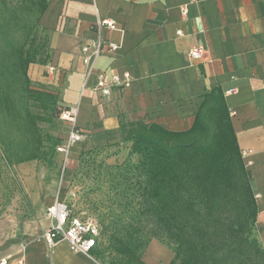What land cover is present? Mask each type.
Segmentation results:
<instances>
[{"label": "crops", "instance_id": "crops-1", "mask_svg": "<svg viewBox=\"0 0 264 264\" xmlns=\"http://www.w3.org/2000/svg\"><path fill=\"white\" fill-rule=\"evenodd\" d=\"M102 20L117 29L100 27ZM39 25L50 35V55L30 65V78L55 91L62 108L78 106L83 135L114 133L119 118L187 131L204 94L221 90L239 149L250 151L243 160L258 205L255 233L264 247V0H49ZM99 38L104 49L84 88L81 48ZM198 41L205 56L193 61L188 51ZM101 71L129 73L132 82L103 96L92 89ZM52 224L46 216L23 224L17 239L23 247L12 255L23 254L25 264H102L72 252L65 241L49 246L43 235ZM173 257L172 249L153 240L143 261L169 264Z\"/></svg>", "mask_w": 264, "mask_h": 264}, {"label": "trees", "instance_id": "trees-1", "mask_svg": "<svg viewBox=\"0 0 264 264\" xmlns=\"http://www.w3.org/2000/svg\"><path fill=\"white\" fill-rule=\"evenodd\" d=\"M48 1L32 0L39 12L38 23ZM0 3V37L11 58L0 64V146L11 165L51 160L65 142L45 132L41 124L56 129L61 123L69 130L60 118L65 109L55 91L37 87L29 75L31 64L46 62L48 57L41 53L49 40L43 45L30 38L23 44L7 40L8 4ZM203 98L187 131H168L154 122L120 121L122 140L131 142L133 152L143 156V215L151 220V240L173 250L169 264H264V247L255 233L258 205L253 179L224 95L216 89ZM68 207L71 218L97 226L91 256L99 259L98 224ZM138 230V236L127 238L112 234L109 247L121 259L110 264H146L143 255L150 242Z\"/></svg>", "mask_w": 264, "mask_h": 264}, {"label": "rangeland", "instance_id": "rangeland-1", "mask_svg": "<svg viewBox=\"0 0 264 264\" xmlns=\"http://www.w3.org/2000/svg\"><path fill=\"white\" fill-rule=\"evenodd\" d=\"M6 1L5 21L10 25L5 29L10 38L7 40L23 44L30 38L41 45L49 40L41 53L44 58L49 57L51 38L39 25V12L32 0ZM0 49V64L1 61L9 63L10 52L1 37ZM119 119V122L127 121ZM58 125L56 129L46 124L41 127L54 136H65L67 128L61 123ZM142 160L141 154L133 152L132 143L122 140L119 127L114 133L84 132L81 142L71 148L66 162L58 151L51 160L11 165L0 146V256L11 255L22 248L24 243H17L20 227L46 216L48 206L56 199L73 206L79 217L98 224L102 264L121 259L109 247L113 233L127 238L136 236V229H140L139 236L151 243V220L143 215ZM145 250L147 253L148 248Z\"/></svg>", "mask_w": 264, "mask_h": 264}, {"label": "built area", "instance_id": "built-area-1", "mask_svg": "<svg viewBox=\"0 0 264 264\" xmlns=\"http://www.w3.org/2000/svg\"><path fill=\"white\" fill-rule=\"evenodd\" d=\"M183 13H185V10H183ZM98 23L100 27H107L110 30L117 29V24L112 20H102ZM178 34H181V32H178ZM104 45V40L99 38L81 48L83 62L87 67L84 88L88 86V79L93 75L96 60L101 55ZM110 49L114 50L115 46L110 45ZM188 56L193 61L202 60L205 56L204 44L198 41L189 49ZM131 82L132 77L129 73L119 74L101 71L96 74V84L92 89L100 92L103 96H107L111 93L113 87L128 88ZM78 112V106H74L63 110L60 115V118L69 125L66 141L58 148L65 162L68 160L71 148L81 142L83 138V134L77 127ZM249 153L250 151H243L242 157H246ZM70 213L68 205L56 199L46 210V216L52 220L53 224L47 229L43 238L49 246H54L59 241H65L72 252L91 256V251L96 246V238L99 234L98 228L91 222H82L79 219L71 218ZM0 264H25V258L23 254L0 256Z\"/></svg>", "mask_w": 264, "mask_h": 264}]
</instances>
